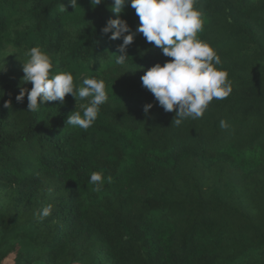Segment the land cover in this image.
Returning a JSON list of instances; mask_svg holds the SVG:
<instances>
[{"label":"trees","instance_id":"trees-1","mask_svg":"<svg viewBox=\"0 0 264 264\" xmlns=\"http://www.w3.org/2000/svg\"><path fill=\"white\" fill-rule=\"evenodd\" d=\"M112 3L0 0V264H264V0H197L198 36L232 91L179 126L141 80L172 58L137 33L116 64L123 37L104 27L120 18L135 31L140 20ZM33 46L77 89L105 81L109 99L88 129L66 124L88 99L38 111L27 94L16 100L33 87L22 81Z\"/></svg>","mask_w":264,"mask_h":264},{"label":"clouds","instance_id":"clouds-1","mask_svg":"<svg viewBox=\"0 0 264 264\" xmlns=\"http://www.w3.org/2000/svg\"><path fill=\"white\" fill-rule=\"evenodd\" d=\"M76 9L78 0H70ZM93 6L103 0H91ZM135 9L139 17V26L132 31L126 20L109 19L103 31L111 32L110 39L123 37L116 64L124 65L127 58V47L133 43L137 33H142L146 41L161 48L166 63H156L141 77L142 84L154 95L155 100L166 112L176 110L172 125L179 126L185 118L199 119L213 99L223 100L232 91L228 73L218 68L221 60L214 48L199 38L203 30V13L196 7L197 0H113L111 9L119 14L125 5ZM115 29V31H112ZM29 58L23 61L24 83L31 82L29 91L22 88L16 96L22 102L25 94L28 98V111H38L46 102L63 103L68 94L79 99H88L80 110L73 111L66 124L88 129L98 118L101 105L108 99L106 84L103 79L85 78L83 87L76 88L73 74L69 71L52 73L53 57L40 46H33L25 53ZM11 100L5 101V107H11ZM153 104L145 105L147 113ZM171 125V126H172ZM220 127H229L226 120L220 121ZM105 181L101 171L91 173L89 183L100 191ZM53 205L45 206L39 213L41 218L51 215Z\"/></svg>","mask_w":264,"mask_h":264},{"label":"rangeland","instance_id":"rangeland-1","mask_svg":"<svg viewBox=\"0 0 264 264\" xmlns=\"http://www.w3.org/2000/svg\"><path fill=\"white\" fill-rule=\"evenodd\" d=\"M7 263H8V264H11V263H12V259H8V260H7Z\"/></svg>","mask_w":264,"mask_h":264}]
</instances>
